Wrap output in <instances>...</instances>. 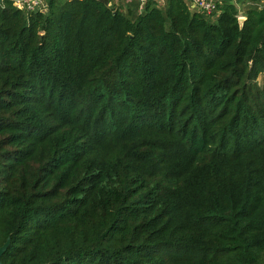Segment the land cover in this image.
<instances>
[{"label":"trees","instance_id":"1","mask_svg":"<svg viewBox=\"0 0 264 264\" xmlns=\"http://www.w3.org/2000/svg\"><path fill=\"white\" fill-rule=\"evenodd\" d=\"M45 1H0L1 261L264 264V0Z\"/></svg>","mask_w":264,"mask_h":264},{"label":"built area","instance_id":"2","mask_svg":"<svg viewBox=\"0 0 264 264\" xmlns=\"http://www.w3.org/2000/svg\"><path fill=\"white\" fill-rule=\"evenodd\" d=\"M160 1V0H158ZM191 8L200 10L205 14L216 11V0H187ZM13 6L24 11L46 10L45 0H11ZM110 4V3H109ZM239 16H242L239 14Z\"/></svg>","mask_w":264,"mask_h":264},{"label":"water","instance_id":"3","mask_svg":"<svg viewBox=\"0 0 264 264\" xmlns=\"http://www.w3.org/2000/svg\"><path fill=\"white\" fill-rule=\"evenodd\" d=\"M1 1V0H0ZM45 10H43V12H44ZM243 16H239L238 17V22H239V24H241L242 23V21H243ZM8 245H9V237L5 240V242L0 246V264H4L2 261H1V255L5 252V250L7 249V247H8ZM43 264H46V263H43Z\"/></svg>","mask_w":264,"mask_h":264},{"label":"rangeland","instance_id":"4","mask_svg":"<svg viewBox=\"0 0 264 264\" xmlns=\"http://www.w3.org/2000/svg\"><path fill=\"white\" fill-rule=\"evenodd\" d=\"M116 1H117V0H116ZM231 1L234 2V3H236L237 6H238L241 10H243L245 4H242V3L240 4V3L238 2V0H231ZM215 16H216V13H213V14L209 17V19H210V20H214V19H215ZM258 80H259L260 82H262V81L264 80V77L260 76Z\"/></svg>","mask_w":264,"mask_h":264}]
</instances>
